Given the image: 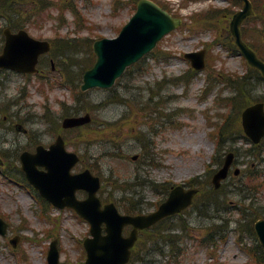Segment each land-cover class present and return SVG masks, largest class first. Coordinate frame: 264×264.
<instances>
[{
    "label": "rangeland",
    "instance_id": "374dc122",
    "mask_svg": "<svg viewBox=\"0 0 264 264\" xmlns=\"http://www.w3.org/2000/svg\"><path fill=\"white\" fill-rule=\"evenodd\" d=\"M162 1L169 3L173 9L174 6L181 4L178 12L187 18L185 20L187 22L159 44L162 49L161 57L153 53L147 56L139 64L127 69L110 90L89 91L86 95L80 96L78 103L75 100V89L61 86L60 83L63 81L56 79L57 70L44 73L46 78L51 77L56 81L57 85L54 88L45 82L39 83L35 76L27 78L22 74L0 72V156L4 152V157L8 161L3 169L0 168V214L10 223L8 236H0V264H48L49 245L56 238L59 240L62 264H85L86 253L81 242L89 236V224L70 209L61 211L51 206L45 209L46 206L34 198L30 187L25 188L21 184L23 175L18 158L21 152L34 150L36 143L49 146L57 136V133H54V125L48 123L44 117L46 108L50 112V119L56 121L58 125L62 123L64 117L62 103L66 104L70 113H75L76 106L80 104H86L91 108L94 124H97L95 127L101 132H94L93 136L89 137L87 130H84L79 134L84 136L83 138L78 137L79 135L74 136L73 139L80 143L78 145L80 147L68 146V149L84 155L83 163L74 171L81 172L85 166L94 165L100 174H96L95 171L93 173L103 180L104 178L108 180L109 186L112 185L100 190V196L104 201L115 202L117 205L136 201L143 206L144 213L155 210L167 197L162 187L186 184L197 177L199 184L207 187L211 178L208 175L209 170L215 171L218 168L217 160L224 159L229 150L240 149L236 156V164L242 170L241 178L246 177L249 163L252 162L257 164L255 173L264 172V148L260 157H257L255 154L247 153L250 145L238 135L232 141H228L224 136L219 148L215 142L219 135H214L216 132L214 127L223 124L224 115L234 110L224 100L234 93L223 82L224 80L208 81V73L213 71L216 75L223 76L245 74L247 69L243 57L217 46L212 53L208 52V59L212 58L211 67L200 72L192 83L174 80L186 74L191 68L184 54L207 48L206 43L212 42L215 37L214 32L202 27L200 18L188 17L206 10L213 4L222 8L228 3L217 0L196 2L185 0L183 3L175 4L170 0ZM76 5L77 18L68 12L63 17L65 21L61 22L59 12L47 8L42 11L38 24H30L29 31L39 39H57V51L63 47V44L59 43L61 39L74 41L76 45L72 50L75 52L72 53V57L76 61L86 60L90 63L94 60L92 42L104 37H117L135 13L136 7L134 0L132 3L129 0H77ZM233 8L234 13L241 5ZM48 14L50 17L47 18ZM229 19L226 14L220 16L223 24L229 22ZM195 20L201 29L189 33L186 26ZM250 23L248 24L250 30L264 28L261 22ZM0 25H5V22L1 20ZM218 30L225 39L226 33L222 31V26H218ZM262 49L264 50V45ZM57 57L55 55L54 59L59 68ZM49 60V56L46 57V63H49ZM77 72L78 69L74 73ZM252 94L254 99L264 97V83L258 84ZM120 98L127 104L139 107L150 100L156 104L146 105L148 111L142 110L143 108L138 110L139 107L128 108L126 104L116 102ZM99 104H103L104 107L98 109ZM129 114L130 124L139 126L143 132L145 140L141 143L147 145L150 155H146V151H143L136 139L128 137L129 122L122 117H128ZM118 120H121L122 127L117 126L109 135L111 140H115L114 137L122 132L121 140L116 144L106 143L100 138L104 129L101 123ZM238 121L239 125V113ZM18 123L28 130L27 133L16 130ZM95 127L90 130L94 131ZM68 136L71 134L66 138ZM82 139L85 142H92L90 148L81 143ZM113 145L116 148H113ZM135 155H138V158L133 160ZM239 180L240 177L230 174L224 188L228 195L223 192L220 194L221 199L226 201L225 205L220 212H209L210 216L221 217L231 222V227L224 237L226 240L219 242L218 250L201 243L206 229L216 219L204 215L198 207H192L182 215V219L186 220L190 228L184 233L179 232L182 235L178 243L179 258L173 257L168 253L165 244L160 243L159 246L164 249V253L156 256L158 260L156 264H246L250 261L243 247L237 244V234L234 230L235 221L239 219L237 203L245 197L237 195L242 182ZM134 181L143 186L133 187V191L126 197L122 192L113 190V187L132 186ZM259 181L263 187L262 191L255 193L252 201L253 207H258L264 212V177ZM131 195L135 198L129 200ZM80 197L85 196L80 194ZM199 205L202 206L201 203ZM49 216L58 218L55 219L57 222L48 219ZM178 219L181 218L173 220L171 224L179 225ZM16 235L21 237L14 251L9 240ZM250 241L251 239L246 237L243 243Z\"/></svg>",
    "mask_w": 264,
    "mask_h": 264
},
{
    "label": "water",
    "instance_id": "95a60500",
    "mask_svg": "<svg viewBox=\"0 0 264 264\" xmlns=\"http://www.w3.org/2000/svg\"><path fill=\"white\" fill-rule=\"evenodd\" d=\"M243 1L245 2L244 10L234 16L231 30L249 63L261 70L264 75V63L242 41L240 26L253 13L251 2ZM180 25V19L173 18L153 2L142 0L138 5L136 15L123 28L117 39H104L94 44L98 58L94 67L85 73L82 89L111 87L127 66L140 60L166 34ZM5 35L7 43L4 54L0 55V68L8 67L30 73L36 72L38 57L41 53L50 50V44L32 39L25 31L12 34L7 29ZM189 57L196 68L205 67L203 53L193 54ZM90 120L89 115L67 118L64 121V127L83 125ZM243 125L246 133L254 142L258 143L264 136V105L257 104L248 108L243 114ZM21 160L23 169L31 183L36 185L54 205L61 208L73 207L91 221L94 239H88L85 242L89 252L87 264H125L130 257L129 249L136 240L137 229L149 227L158 219L184 209L191 204L197 192L196 190L185 191L182 187H178L157 213L140 217L120 216L114 205H108L105 210H101V203L95 197L99 188V180L93 178L89 171L77 176L70 174V170L78 158L76 155L66 152L62 137H59L50 150L39 147L36 154L24 153ZM232 160L233 155H230L225 167L215 176L214 182L217 187H219L220 181L227 177ZM38 166H44L47 171H40ZM79 188H85L90 192V198L87 201H77L75 192ZM103 222L108 226L107 236L102 235ZM127 224H133L136 229L130 238L125 239L122 237V230ZM256 230L264 246V220H260L256 224ZM6 231L7 225L0 220V234H6ZM58 258V252L54 245L51 250V264H58Z\"/></svg>",
    "mask_w": 264,
    "mask_h": 264
},
{
    "label": "trees",
    "instance_id": "16d2710c",
    "mask_svg": "<svg viewBox=\"0 0 264 264\" xmlns=\"http://www.w3.org/2000/svg\"><path fill=\"white\" fill-rule=\"evenodd\" d=\"M26 1H28V0H0V9L3 10V12L0 11V13L9 15L10 18H11V14L18 15L19 13H22V8H23L22 4ZM62 1H65V0H62ZM68 1L72 2L74 0H68ZM5 2L7 3L6 6H4ZM24 13L27 14L28 12L24 10L23 15H24ZM23 24L25 25V23H23ZM72 64H73V60H72V58H70L69 65L71 66ZM66 72L68 73L67 69H66ZM256 73H258V72H256ZM258 75H259V73H258ZM67 77H69V75ZM238 92H239V96L236 99L231 100V103L233 105H236V104L242 105V104L246 103L247 100H249V96L243 90V86L239 88ZM207 195L211 196V195H213V192L210 190L207 193Z\"/></svg>",
    "mask_w": 264,
    "mask_h": 264
},
{
    "label": "bare ground",
    "instance_id": "6f19581e",
    "mask_svg": "<svg viewBox=\"0 0 264 264\" xmlns=\"http://www.w3.org/2000/svg\"><path fill=\"white\" fill-rule=\"evenodd\" d=\"M23 201H25V200L23 199Z\"/></svg>",
    "mask_w": 264,
    "mask_h": 264
}]
</instances>
